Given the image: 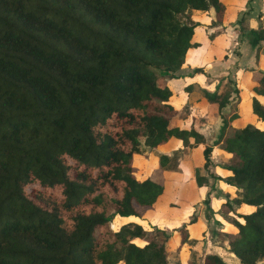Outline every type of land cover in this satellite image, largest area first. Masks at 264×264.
Returning a JSON list of instances; mask_svg holds the SVG:
<instances>
[{
    "label": "trees",
    "instance_id": "trees-1",
    "mask_svg": "<svg viewBox=\"0 0 264 264\" xmlns=\"http://www.w3.org/2000/svg\"><path fill=\"white\" fill-rule=\"evenodd\" d=\"M210 8L221 22V0H0V264H225L215 252L189 259L195 216L167 233L153 209L171 141L202 144V169L219 151L213 177L249 208L225 202L235 230L225 253L264 264V71L227 113L228 87L181 89L219 115L212 144L184 123L167 84L198 47L192 11ZM258 20L251 47L264 41Z\"/></svg>",
    "mask_w": 264,
    "mask_h": 264
},
{
    "label": "rangeland",
    "instance_id": "rangeland-1",
    "mask_svg": "<svg viewBox=\"0 0 264 264\" xmlns=\"http://www.w3.org/2000/svg\"><path fill=\"white\" fill-rule=\"evenodd\" d=\"M176 74L179 75L180 71H177ZM207 83L210 85L207 91L214 92V88L211 87V81H207ZM192 97L194 98L190 99L186 94L184 99L181 97L174 98L173 102L179 110L187 111L184 123L188 125V121L192 119L193 125L197 128L200 127V130L206 136L207 143L212 144L220 125L219 115L216 114L214 108L206 105L199 94L197 96L193 94ZM170 101L172 102V97H170ZM232 105L225 106L221 112H228ZM181 115H183L182 112ZM170 143H172L171 147L170 145H164L166 149L159 150V152L169 153V160L166 166L161 169L162 173L160 176L165 184V189L157 204H154L155 208H153L154 211L156 209L157 212H164L160 221L161 227L169 233L170 226L179 227L187 219L195 216L196 221L194 224L188 226L194 238L189 259L194 262H200L205 253L215 252L225 260V264H237L236 261L227 258L225 253L229 248L230 241L235 237V230L230 224L232 217H234V211H231L229 205L225 202L232 204L236 212H244L249 210V208L238 203V190L224 186L221 180L213 177L216 176L214 167L222 165V161L218 160L219 151L212 147L216 151L209 158L208 168L202 169L200 152L202 144L198 148L182 150L178 148L177 143L174 141ZM154 159V157H151L150 162L145 163L144 169L147 166H154ZM196 172L203 175L205 179V183L201 187H198L193 180ZM204 200H207L211 211L205 209ZM131 221L142 223L137 219H115L112 224L117 227L120 223ZM135 242L139 245L142 244V241L138 239ZM169 248V260L172 262L173 252L171 249L173 246L169 245Z\"/></svg>",
    "mask_w": 264,
    "mask_h": 264
},
{
    "label": "crops",
    "instance_id": "crops-1",
    "mask_svg": "<svg viewBox=\"0 0 264 264\" xmlns=\"http://www.w3.org/2000/svg\"><path fill=\"white\" fill-rule=\"evenodd\" d=\"M221 1L225 4V11L219 23H212L214 11L211 8L207 12L192 11L193 19L201 24L194 33L198 47L191 56L190 67L179 70V75L183 77L167 80V84L173 91L180 90L176 96L184 99L186 93L181 89L187 84H193V88L197 85L208 89L210 85L207 81H211V87L215 89L214 85L218 83L221 88L230 89L228 105L238 100L235 107L239 108L250 90L252 72L264 71V41L251 47L250 35L247 33L248 29L259 24V16H264V0ZM196 66L201 67L208 78L203 74L191 75ZM193 94L198 95L193 92L188 98L193 99ZM198 130L204 136L200 127ZM164 153L169 155L168 152Z\"/></svg>",
    "mask_w": 264,
    "mask_h": 264
}]
</instances>
